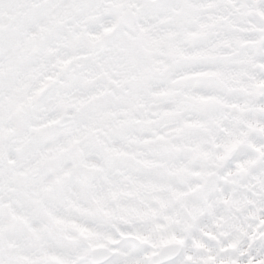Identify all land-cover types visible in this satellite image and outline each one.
I'll return each mask as SVG.
<instances>
[{
	"label": "clouds",
	"instance_id": "clouds-1",
	"mask_svg": "<svg viewBox=\"0 0 264 264\" xmlns=\"http://www.w3.org/2000/svg\"><path fill=\"white\" fill-rule=\"evenodd\" d=\"M0 264H264V0H0Z\"/></svg>",
	"mask_w": 264,
	"mask_h": 264
}]
</instances>
